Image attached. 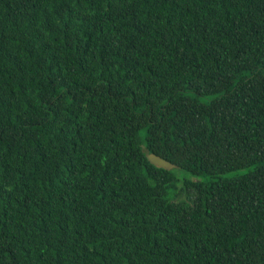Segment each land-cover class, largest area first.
I'll use <instances>...</instances> for the list:
<instances>
[{
  "label": "trees",
  "instance_id": "16d2710c",
  "mask_svg": "<svg viewBox=\"0 0 264 264\" xmlns=\"http://www.w3.org/2000/svg\"><path fill=\"white\" fill-rule=\"evenodd\" d=\"M0 264H264V0H0Z\"/></svg>",
  "mask_w": 264,
  "mask_h": 264
},
{
  "label": "water",
  "instance_id": "95a60500",
  "mask_svg": "<svg viewBox=\"0 0 264 264\" xmlns=\"http://www.w3.org/2000/svg\"><path fill=\"white\" fill-rule=\"evenodd\" d=\"M147 158L152 165H154L155 167L159 169L171 171L177 168L175 164H173L172 162L168 160H165L164 158L160 156H157L156 154H153V153L147 154Z\"/></svg>",
  "mask_w": 264,
  "mask_h": 264
},
{
  "label": "rangeland",
  "instance_id": "374dc122",
  "mask_svg": "<svg viewBox=\"0 0 264 264\" xmlns=\"http://www.w3.org/2000/svg\"><path fill=\"white\" fill-rule=\"evenodd\" d=\"M180 179H188L190 177L189 174L185 173V172H180L179 174ZM180 200H187L188 196L187 195H182L179 197Z\"/></svg>",
  "mask_w": 264,
  "mask_h": 264
}]
</instances>
